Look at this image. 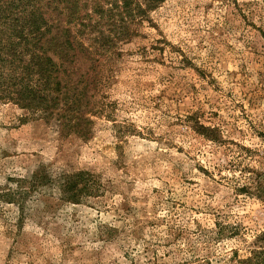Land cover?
Wrapping results in <instances>:
<instances>
[{
  "label": "rangeland",
  "instance_id": "1",
  "mask_svg": "<svg viewBox=\"0 0 264 264\" xmlns=\"http://www.w3.org/2000/svg\"><path fill=\"white\" fill-rule=\"evenodd\" d=\"M100 2L106 24L114 0ZM145 19L113 48L89 139L0 102V264H241L264 250V0H164ZM37 169L53 183L34 189ZM77 171L97 193L74 202L57 179Z\"/></svg>",
  "mask_w": 264,
  "mask_h": 264
},
{
  "label": "trees",
  "instance_id": "2",
  "mask_svg": "<svg viewBox=\"0 0 264 264\" xmlns=\"http://www.w3.org/2000/svg\"><path fill=\"white\" fill-rule=\"evenodd\" d=\"M163 1L146 0L145 8L140 0H114L116 11L102 24L100 0H0V102L26 109L31 118L54 122L61 135L89 139L94 117L106 116L110 105L106 88L113 79V48L139 36L148 10ZM88 6L96 14L87 12ZM185 121L198 134L218 141V129L202 124L195 114ZM49 180L37 169L33 188ZM57 181L61 195L74 202L97 193L89 171L61 174ZM238 261L264 264V250L253 249Z\"/></svg>",
  "mask_w": 264,
  "mask_h": 264
}]
</instances>
